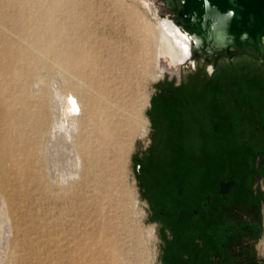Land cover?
<instances>
[{
	"label": "rangeland",
	"instance_id": "obj_1",
	"mask_svg": "<svg viewBox=\"0 0 264 264\" xmlns=\"http://www.w3.org/2000/svg\"><path fill=\"white\" fill-rule=\"evenodd\" d=\"M161 1L0 0V60L11 63L10 77H18L17 66L26 62L34 65L29 84L35 75L46 82L62 76L81 90L93 112L92 125L85 124L87 115L84 119L81 141L93 146V155L85 158L78 177L63 184L49 177L41 152L30 160L25 148L34 137L30 123L23 131L7 125L8 144H0V150L10 155L0 177L15 194L9 201L8 264L159 263L157 228L134 171V159L147 143L139 123L141 117L148 119L145 102L153 86L191 68L189 61L172 66L166 59L155 67V11L172 21L174 15ZM208 67L194 62L195 69ZM1 68L0 95L5 103H17ZM212 74L223 78L213 90L208 116L227 118L236 129L254 119L264 124V59L244 52L221 56ZM104 125L113 138L106 145L96 137ZM195 127L186 134L180 155L151 174L161 204L194 207L201 188L211 184V171L198 173L208 155L197 145ZM230 143L219 134L214 152L232 157ZM177 186L180 195L174 194ZM259 253L264 261V207Z\"/></svg>",
	"mask_w": 264,
	"mask_h": 264
},
{
	"label": "flooded vegetation",
	"instance_id": "obj_2",
	"mask_svg": "<svg viewBox=\"0 0 264 264\" xmlns=\"http://www.w3.org/2000/svg\"><path fill=\"white\" fill-rule=\"evenodd\" d=\"M195 61L199 60L189 61L192 65L187 61L190 70L178 73L177 79L163 77L153 86L147 104V143L134 159L135 175L157 228L158 264H264L259 253L264 124L254 119L248 127L236 129L227 118L218 119L212 112L208 116L213 90L223 76L212 74L215 63L201 71L194 68ZM195 125L197 145L208 155L198 173L211 171V184L201 188L194 207L161 204L151 174L180 155L185 136ZM219 134L232 142V157L214 152ZM181 192L182 187L174 189L176 195Z\"/></svg>",
	"mask_w": 264,
	"mask_h": 264
},
{
	"label": "bare ground",
	"instance_id": "obj_3",
	"mask_svg": "<svg viewBox=\"0 0 264 264\" xmlns=\"http://www.w3.org/2000/svg\"><path fill=\"white\" fill-rule=\"evenodd\" d=\"M154 31L157 35L154 48L155 67L158 68L160 59H166L172 65H179L186 61L193 62L190 58V39L174 21L165 16H159L154 25ZM5 32L8 33V31ZM0 66L6 85L8 82L9 87L15 89L13 95L18 101L15 102L18 106L12 102L5 103V99L0 95V129H2L0 144H8L7 125L17 124L18 130L23 131L24 124L30 123L34 137L31 136V140H27L25 145L30 160L35 161L37 153L41 152L47 162V170L49 169L48 173H50L48 176L59 184L67 183L78 177L85 158L93 155V146L88 141L84 144L81 143L86 115L85 124L91 123L92 125L93 121L90 101L80 92V89L77 90L70 86L62 76H55L46 82L43 80L44 78L35 75L34 81L29 84V76L34 73V65L27 62L17 66L18 77L15 76L13 79L10 77L9 71L11 63L4 64L0 60ZM32 84L36 86L32 87ZM69 98L75 103V112L71 111L72 105L69 103ZM147 104L148 102H145V105ZM139 124L142 134L145 135L148 120L141 117ZM106 126L104 125L96 136L105 145L113 139L112 135L108 134ZM111 131H115V128L113 127ZM9 155L0 150V173L4 171V162ZM96 159L98 160V158ZM34 178H37L36 174ZM9 188L10 185L0 177V264H8L9 255H11L12 239L10 234L13 229L9 201L14 199L15 194L13 190H8Z\"/></svg>",
	"mask_w": 264,
	"mask_h": 264
},
{
	"label": "water",
	"instance_id": "obj_4",
	"mask_svg": "<svg viewBox=\"0 0 264 264\" xmlns=\"http://www.w3.org/2000/svg\"><path fill=\"white\" fill-rule=\"evenodd\" d=\"M162 1L189 37L192 61L212 66L221 56L241 52L264 59V0ZM137 168L135 162V173Z\"/></svg>",
	"mask_w": 264,
	"mask_h": 264
},
{
	"label": "built area",
	"instance_id": "obj_5",
	"mask_svg": "<svg viewBox=\"0 0 264 264\" xmlns=\"http://www.w3.org/2000/svg\"><path fill=\"white\" fill-rule=\"evenodd\" d=\"M160 6H161L162 8L167 9L168 11H171V10H169L167 7L164 6L163 1L160 2ZM171 12L173 13V11H171ZM155 13H156V14H159V16H161V17H162V16H165V17H167V18L169 17V14L166 15V14H164V13H160L158 10H156ZM173 14H174V13H173ZM172 19H173V16H172ZM173 21H174V20H173Z\"/></svg>",
	"mask_w": 264,
	"mask_h": 264
},
{
	"label": "snow or ice",
	"instance_id": "obj_6",
	"mask_svg": "<svg viewBox=\"0 0 264 264\" xmlns=\"http://www.w3.org/2000/svg\"><path fill=\"white\" fill-rule=\"evenodd\" d=\"M69 103L72 105L71 111L75 112L76 111L75 103L74 101L71 100V98H69Z\"/></svg>",
	"mask_w": 264,
	"mask_h": 264
}]
</instances>
